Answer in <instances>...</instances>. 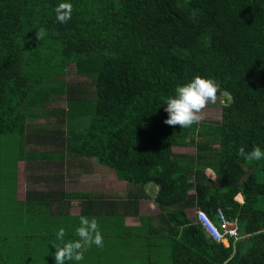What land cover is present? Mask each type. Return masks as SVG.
Wrapping results in <instances>:
<instances>
[{"label": "trees", "instance_id": "16d2710c", "mask_svg": "<svg viewBox=\"0 0 264 264\" xmlns=\"http://www.w3.org/2000/svg\"><path fill=\"white\" fill-rule=\"evenodd\" d=\"M63 2L73 5L65 24L54 11ZM69 67L86 81L66 80ZM197 75L220 85V118L166 125V98ZM11 133L19 136L14 168L62 160L66 146L132 185L120 201L27 193L19 208L40 234L57 239L63 227L77 239L79 217H95L106 225L103 241L121 250L123 216L138 212L152 182L158 223L142 217L133 234L160 240L149 248L167 243L169 264H264V159L237 154L240 146L264 150V0H0V135ZM28 141L58 150L34 152ZM183 147L195 152L174 151ZM189 208L218 226L221 209L241 238L212 239Z\"/></svg>", "mask_w": 264, "mask_h": 264}, {"label": "rangeland", "instance_id": "374dc122", "mask_svg": "<svg viewBox=\"0 0 264 264\" xmlns=\"http://www.w3.org/2000/svg\"><path fill=\"white\" fill-rule=\"evenodd\" d=\"M65 79L76 82L77 84H83L86 81L85 77L76 75L71 67L68 68ZM90 89L92 90L93 88L90 87ZM220 103L221 102L218 98L216 103H209L202 112V119H219L221 110ZM53 105L62 106L63 101L61 100L59 102H55ZM18 140L19 136L16 133L0 135V264H55V259L48 257L50 252L47 249L48 244L39 241V239H41V235L38 234L33 236L35 230L34 228L33 232L31 230L33 222L24 216L25 210H21L19 208L14 196L15 183L13 181V177H15L17 173L16 168L19 163L17 162L16 168H14L13 159L15 156H17V151L14 150V147H16L15 145L17 144ZM27 143L28 147L35 144L34 141H28ZM37 145L47 149L51 148L58 150V148L54 147L52 144L43 145L39 143L36 144V146ZM53 151L54 150H52V153ZM174 151L177 153H193L195 152V148L183 147L176 148ZM66 156H68L67 161L70 157H72L71 164L73 169L71 173H73V175L69 177L72 178L71 184H69L70 189L82 190L95 188L96 186V188L103 190V194L107 198L114 199L115 197L116 200L120 201L125 198L127 190L132 188L131 184L118 181L111 169L102 166L97 162L93 163L94 166L91 175H87L89 181L92 183L85 182L86 179H83L85 176H80L81 173H83L81 169H84V166H82L83 163H79V161L83 160L75 156H69V154ZM91 160L95 161L94 158ZM79 164H81L82 168L77 167ZM28 165L29 166H25L24 169L23 163L19 164L18 187L21 190L20 197H22V191L25 187L23 182L27 185L36 183L30 173L33 172L38 175L43 173V165L41 161L35 163L33 162ZM67 166L68 164L65 158L62 159L60 161V168L65 170V167ZM206 174L209 177H214V173L210 169L206 170ZM28 181L30 183H28ZM39 186L43 187V184L40 183ZM151 188L157 190L156 184L150 182L146 189L147 193L152 191H150ZM148 205L149 203L146 202L144 207L145 211L143 212L154 214L156 212V208L154 209V203H152L150 209H148ZM71 210L74 212L79 211L77 200H74ZM158 211L159 209L157 208V213ZM194 214V208L187 209L188 217L194 218ZM156 223H158V217L155 215L152 220V224ZM116 228L117 230H120V225H116ZM121 235L123 242L127 243V245L123 246L121 250H118L112 245L107 244L109 243L108 240L104 242V246L102 248L92 246L87 252H85L84 259L82 261H71L67 262V264H148L151 262L153 264L170 263L169 248L167 243H164V241H161L157 244L154 243V245L149 248L146 245L149 241L159 242L160 240L158 238H151L149 240L145 236L137 238L135 234L127 236L125 233H121ZM120 253H122V257H120Z\"/></svg>", "mask_w": 264, "mask_h": 264}, {"label": "clouds", "instance_id": "9594fccd", "mask_svg": "<svg viewBox=\"0 0 264 264\" xmlns=\"http://www.w3.org/2000/svg\"><path fill=\"white\" fill-rule=\"evenodd\" d=\"M54 11L56 20L65 24L72 17L73 5L69 2L59 3ZM45 35L44 28H40L36 32L38 41L42 40ZM174 91L175 94L167 97L165 101L164 110L168 114V118L164 120V123L169 126L178 125L183 129L201 122L203 110L209 103H216L220 85L214 79L197 75L190 82L178 85ZM237 154L248 162L264 159V150L257 145H253L250 151H247L245 146H240ZM65 236L66 230L63 227L59 228L56 238L60 244L53 245L55 264L82 261L85 252L93 245L98 248L104 246L103 236L95 217L89 218L81 215L79 226L75 229L77 239L65 240Z\"/></svg>", "mask_w": 264, "mask_h": 264}, {"label": "crops", "instance_id": "0c3cea01", "mask_svg": "<svg viewBox=\"0 0 264 264\" xmlns=\"http://www.w3.org/2000/svg\"><path fill=\"white\" fill-rule=\"evenodd\" d=\"M43 145H45V144H43ZM27 147H28V145H27ZM28 148H29L28 150H32L34 152H36V151H52V150L55 151L56 150V149H51V148L47 149V148L39 147V145L36 146V144H34L33 146H30ZM61 150L65 151L64 157H61V158L62 159L65 158V160H66V162L68 164V166L65 167V170H62L60 168V161L61 160H55V162H47V163L45 161H43V160H40L42 165H43V171H42L43 173L41 175L40 174L38 175V174L33 173V172L30 173L31 176L34 178L36 183H33L31 185L30 184L27 185L26 183L23 182L25 187H24V189L22 191V197H20L21 190L18 187L19 186L18 185L19 164L23 163L24 169H25V166L26 167L29 166L28 164L33 163V162L34 163L35 162H39V160L38 161L33 160V161H30V162H26L25 160H19L18 161L19 164L17 165V168H16L17 169V173L15 175L16 176L15 177L16 181H15V190H14V196H15L16 201H18V205H19V203L21 201L25 200L28 195H33L34 194L36 196L38 193H45L47 195L46 196L44 195L43 197H47V196L50 197V196H52V194L57 193L59 189H63L65 191H70V192L88 191V192H91L93 195H96L98 197L100 195L104 196L103 190H100V189L96 188V186H95V188L82 189V190H73V189L69 188V184H71V179H72V178H69V177H71L73 175V173H71L73 167H72V164H71L72 157H70L69 160L67 161V157L68 156H66V155H68V154H69V156L70 155L73 156V155L67 151L66 146H61ZM51 157H53V156H51ZM91 159H82L83 161H79V163H83L82 166H84V169H81V171L83 173H81L80 176L81 177L85 176L86 178L83 177V179H86L85 182H89V183H92V182L89 181L87 175H91L92 169H93V166H94L93 163H95V161H92ZM69 162H70V164H69ZM68 167L70 168V170H69ZM77 167H81V164H79ZM24 169L22 168L23 171H24ZM23 175H24V172H23ZM28 179H29V177H28ZM118 181H121V180H118ZM122 182H125V181H122ZM28 183H30V182L28 181ZM40 183L43 184V187L39 186ZM64 184H65V186H64ZM147 186L148 185H146L144 187V191L148 195V197L147 198H141L139 200V202H138V212L136 214H134V215H125V216H123V220H122L123 221V226H124L123 227V232L127 233L128 236H129V234L132 235L133 233L137 232V229L139 228L138 226L140 224V219H142V217H153L154 218V216L158 214L157 213V205H156V203L154 201V196H155L157 190L151 188L150 191L151 190L152 191L150 193H152V194L147 193V190H146ZM130 189L127 190V194H126L124 199H126L128 197V193L130 192L129 191ZM27 193H28V195H27ZM114 199L116 200L115 197H114ZM124 199H122V200H124ZM73 202H74V200L71 201L70 206L68 207V212H69L70 215H76V214L79 213V211L78 212H74L73 210H71V206H72ZM146 202L149 203L148 209H150L152 203H154V209L156 208V212L154 214L143 212V211H145L144 207L146 205ZM77 203H78V201H77ZM78 206H79V203H78ZM42 212L47 213V211H39V214L40 213L42 214ZM24 215H25V213H24ZM49 215H50V213H49ZM105 226H106L105 224L99 225V229H100L101 232L105 231V229H104ZM33 228L35 229L33 236H36V235L40 234V232H41L40 229L41 228L36 230L37 227H32L31 228L32 232H33ZM40 235H41V237H40L41 239H39V241L45 242L46 244H48V248L47 249L50 251L49 254H48V257L54 258L55 248L53 247V245L54 244L55 245H59L60 241H58L57 239H52L50 237V235H46L43 232ZM68 239H73L74 240L75 238L71 235V236H68V237L65 238V240H68ZM121 242L122 241L120 240V245H121ZM113 247L117 248L118 246L113 245Z\"/></svg>", "mask_w": 264, "mask_h": 264}, {"label": "built area", "instance_id": "2783aa9c", "mask_svg": "<svg viewBox=\"0 0 264 264\" xmlns=\"http://www.w3.org/2000/svg\"><path fill=\"white\" fill-rule=\"evenodd\" d=\"M219 226L201 209H196L194 218L201 224L206 234L216 241L225 240L231 237L233 241L241 238L236 222L229 221L221 209L217 210Z\"/></svg>", "mask_w": 264, "mask_h": 264}]
</instances>
